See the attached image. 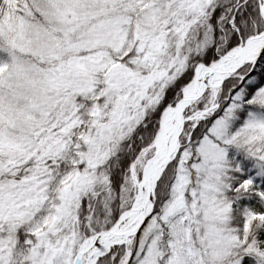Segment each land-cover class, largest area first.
<instances>
[{
	"label": "snow or ice",
	"instance_id": "obj_1",
	"mask_svg": "<svg viewBox=\"0 0 264 264\" xmlns=\"http://www.w3.org/2000/svg\"><path fill=\"white\" fill-rule=\"evenodd\" d=\"M0 264H264V0H0Z\"/></svg>",
	"mask_w": 264,
	"mask_h": 264
}]
</instances>
